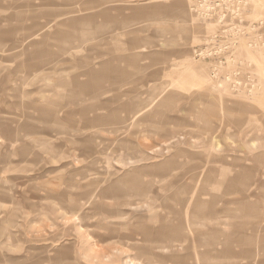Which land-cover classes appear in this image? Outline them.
<instances>
[{
	"label": "rangeland",
	"instance_id": "rangeland-1",
	"mask_svg": "<svg viewBox=\"0 0 264 264\" xmlns=\"http://www.w3.org/2000/svg\"><path fill=\"white\" fill-rule=\"evenodd\" d=\"M0 264H264V0H0Z\"/></svg>",
	"mask_w": 264,
	"mask_h": 264
}]
</instances>
